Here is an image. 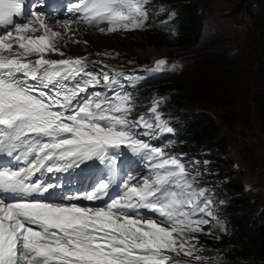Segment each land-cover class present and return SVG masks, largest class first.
<instances>
[{
	"label": "snow or ice",
	"instance_id": "1",
	"mask_svg": "<svg viewBox=\"0 0 264 264\" xmlns=\"http://www.w3.org/2000/svg\"><path fill=\"white\" fill-rule=\"evenodd\" d=\"M147 3L78 0L66 6L73 19L50 23L37 11L43 0H0V264H189L168 253L202 259L191 234L210 222L211 201L180 158L140 138L173 132L158 111L162 101H153L152 118L129 119V94L89 93L112 89L115 76L61 50L57 29L74 35L73 24L108 33L143 29ZM122 148L148 161L150 174H126L108 200L112 180L104 177L89 191L57 194L58 174L89 162L114 173Z\"/></svg>",
	"mask_w": 264,
	"mask_h": 264
},
{
	"label": "rangeland",
	"instance_id": "2",
	"mask_svg": "<svg viewBox=\"0 0 264 264\" xmlns=\"http://www.w3.org/2000/svg\"><path fill=\"white\" fill-rule=\"evenodd\" d=\"M69 1L70 4L78 3V0ZM245 2L246 0H148L146 7L149 10V16L153 15V26H149L147 23L146 29L154 35L163 37L164 34H170L175 29L181 11L196 15L202 24L204 34L199 44L194 46H178L176 43L178 35H175L171 40L147 39L145 28L108 33L100 32L97 28L89 26L87 28L84 23H80L79 25H71L74 26L72 28L74 35L72 31L64 33L63 29L57 30L61 31L64 36L61 43L66 42L62 51L88 53L106 50L109 54L112 53L107 56L119 62H125L121 65L124 69L132 66L137 67L138 53L142 50L146 52L150 49L158 53L167 50L168 56L161 57V59L166 60L169 68H160V71L165 72L159 74H162L163 78L170 77L156 83V86L173 84L193 87L199 94L196 100H201L207 95V100L214 106H226L228 102H223L219 95L210 90L209 71L204 66L205 54L209 50L217 51L218 54L225 55L232 62V65L241 61L245 73H240L242 77L238 78L240 89L244 91L247 87L249 93H241L240 89L237 88L233 96L234 104L229 106V111L224 107H216L215 110L198 108L193 111L209 114L218 126L216 143L202 147L208 149L218 145L225 155L201 156L196 154V149L201 147L198 146L191 151H183L182 159L185 168L190 171H197L203 165V159L218 161L215 163L219 168L218 178L213 179L209 169L200 172L203 176V182L210 189V197L213 202L216 203L217 200H223L224 203L241 202L242 214L254 215L258 211L254 205L258 204L260 207L264 202V143L256 132L253 123L254 114L256 116L254 103L256 94L260 93V99L264 101V0H252L245 8V15L247 19L249 18V26L243 22L241 17ZM150 4L155 6L154 13ZM56 10L59 9H52L51 15ZM64 12L68 19L74 18L66 10ZM49 22L54 23L55 21L51 18ZM103 26L106 25H100V27ZM90 28L97 30L91 31ZM72 40H79L80 43L75 44ZM84 41L87 43H83ZM155 42H159V45ZM133 53H137V55L135 56ZM143 61L148 65L154 63L153 61L149 62V59H143ZM174 72L176 73L173 76ZM119 75L121 78L117 80L115 85L117 88L137 86L147 80L143 72H125V76ZM241 94L243 95L242 98ZM174 103H178L175 98ZM248 105L251 107L249 110ZM174 110L178 115L183 116L184 120L189 117L187 115L193 113L177 108ZM248 118H252V127L246 125ZM141 138L150 143L153 141V138L150 137L142 136ZM146 164H149L146 160L133 164L131 167L132 175L136 177L148 176L150 173L147 175L148 167ZM228 182L233 183L236 187H242L243 191L238 192L230 187L224 188L223 183ZM255 198L258 200L254 204ZM141 212L145 216L153 215L145 210H141ZM207 219L211 220L208 225L212 224L213 218L207 217ZM168 254L174 259L178 257L175 253Z\"/></svg>",
	"mask_w": 264,
	"mask_h": 264
},
{
	"label": "trees",
	"instance_id": "3",
	"mask_svg": "<svg viewBox=\"0 0 264 264\" xmlns=\"http://www.w3.org/2000/svg\"><path fill=\"white\" fill-rule=\"evenodd\" d=\"M197 16L192 13L181 11L177 20L178 36L176 43L180 47L194 46L199 44L203 37L204 31ZM147 39L168 40L166 34L164 36L154 35L147 32ZM159 45V42H155ZM204 66L209 71V80H211L210 90H213L223 102H228L226 106H214L210 103L208 96L198 99V93L193 87H184L179 85H162L156 86V83L141 86L135 91L134 99L139 104L142 113L149 111L153 105V100L159 98L161 102L159 107L170 105V109H183L193 112L195 109L215 110L216 107H224L228 109L233 105L234 91L240 89L239 79L240 73H245V68L241 61L232 65V62L225 55L218 54L217 51L209 50L205 54ZM180 61V60H179ZM230 64V66H228ZM161 82V81H160ZM240 92L249 93V88L240 89ZM260 93L254 98L255 113L257 123L264 134V101L260 99ZM243 95L241 94V98ZM174 98L178 103H174ZM235 101V100H234ZM227 107V108H226ZM248 105V110H249ZM251 108V107H250ZM142 114L138 115V119ZM252 118H248L246 125L251 126ZM175 131H177L185 146L193 149L198 146H205L216 143L218 126L212 120L211 116L205 112H201L196 116H189L186 120L182 119L175 122ZM214 148H204L208 152L218 155H225L223 150L214 145ZM217 163V162H216ZM216 170L219 169L217 166ZM227 188H231L238 192H242L243 188L234 186L233 183H223ZM258 198L254 199V204ZM241 202H230L219 206L218 211L222 214V219L215 222L204 232L197 234L191 243L196 244L199 249L195 255L202 257L200 261H206L203 264H264V202L263 205H254L257 213L254 215L242 214ZM229 224V236L226 232V226ZM198 241V242H197ZM184 256V255H183ZM192 258L194 257H188ZM186 261V260H182ZM189 264H200L188 261Z\"/></svg>",
	"mask_w": 264,
	"mask_h": 264
},
{
	"label": "bare ground",
	"instance_id": "4",
	"mask_svg": "<svg viewBox=\"0 0 264 264\" xmlns=\"http://www.w3.org/2000/svg\"><path fill=\"white\" fill-rule=\"evenodd\" d=\"M249 19V18H248ZM252 27V26H251ZM82 31V30H80ZM83 32V31H82ZM69 36V35H68ZM66 53L67 56H72V57H86L87 58V61L89 62V70L91 71H94L95 73H102V72H108L106 68L103 67L104 64H109L111 65L112 67L116 68L117 69V72L116 74H119L120 72L124 71L125 69H129V68H125V69H122L121 67L123 66H120V65H123L125 64V62H119L117 60H114V58H109V56L105 55V53H109L108 51L106 50H100V51H93V52H88V53H84V52H69V51H64ZM168 51L167 50H163L162 53H158L154 50H150L148 49L146 52H144L143 50L140 51V53H138V57H139V60L137 61V67L134 68L133 66L131 68H134V69H130V70H140V69H143V65H145L143 59H149L153 62H155L156 60H159L161 59V57H165V56H168ZM112 54V53H110ZM134 54V53H133ZM135 56L137 55V53L134 54ZM54 58H60V57H57V56H54ZM138 59V58H136ZM135 63V62H134ZM129 65V64H128ZM132 65V64H131ZM130 67V66H129ZM148 78L149 79H152V78H155L161 74H159V72H156L154 70H148ZM110 76H114L113 74L115 73H110L108 72ZM125 74V73H124ZM123 74V75H124ZM121 76V75H120ZM125 76V75H124ZM103 83V82H102ZM81 168H77L75 169L77 172L80 171ZM75 170H72V171H75ZM92 171V174H94L93 170ZM67 174H69L70 172H66ZM67 179L68 180H71L72 177L71 176H67ZM79 182L82 183V186L85 187L86 184H85V181L82 177L79 176L78 178ZM73 186L72 185H67L65 186V189L66 190H70ZM98 201H95L94 203L96 204V206L100 205V204H97Z\"/></svg>",
	"mask_w": 264,
	"mask_h": 264
},
{
	"label": "water",
	"instance_id": "5",
	"mask_svg": "<svg viewBox=\"0 0 264 264\" xmlns=\"http://www.w3.org/2000/svg\"><path fill=\"white\" fill-rule=\"evenodd\" d=\"M251 1H252V0H246L245 5H244V10H243V12H242V16H241L243 22H244L247 26H249V24H248V19H247L246 15H245V8L248 7V5L251 3ZM251 104L253 105L252 102H251ZM198 113H201V111L196 112V113H193V115L195 116V115H197ZM253 117H254V118H253L254 128H255L256 132L259 134L261 140H262L263 143H264V136H263V134H262V132H261V130H260V128H259L257 122H256L255 114H254Z\"/></svg>",
	"mask_w": 264,
	"mask_h": 264
}]
</instances>
